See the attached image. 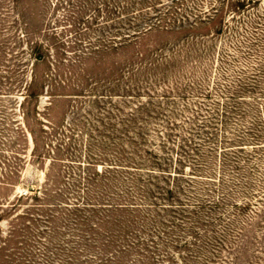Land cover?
<instances>
[{
	"label": "rangeland",
	"instance_id": "374dc122",
	"mask_svg": "<svg viewBox=\"0 0 264 264\" xmlns=\"http://www.w3.org/2000/svg\"><path fill=\"white\" fill-rule=\"evenodd\" d=\"M0 264H264V0H0Z\"/></svg>",
	"mask_w": 264,
	"mask_h": 264
},
{
	"label": "trees",
	"instance_id": "16d2710c",
	"mask_svg": "<svg viewBox=\"0 0 264 264\" xmlns=\"http://www.w3.org/2000/svg\"><path fill=\"white\" fill-rule=\"evenodd\" d=\"M249 1H251V0H249ZM136 1H133L132 2V5L135 7L136 6ZM128 6V5H127ZM127 8V7H126ZM124 9V8H123ZM161 17V16H160ZM158 22H156L157 24H155V22L154 23H152V21H151V23H148V22H145V26L146 27H143L142 29H140V30H135V31H133L131 34L132 35H135L136 33H138V34H140V33H142L143 31H145V30H149V29H151V28H153V27H158V24L159 23H161V20H157ZM138 27V26H137ZM129 36H131L130 35V33H125V34H123V38H127V37H129ZM169 192L171 191V190H168Z\"/></svg>",
	"mask_w": 264,
	"mask_h": 264
}]
</instances>
